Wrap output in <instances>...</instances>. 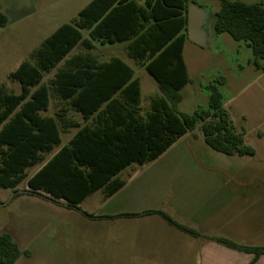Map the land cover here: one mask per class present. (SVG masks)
<instances>
[{"label":"trees","instance_id":"trees-1","mask_svg":"<svg viewBox=\"0 0 264 264\" xmlns=\"http://www.w3.org/2000/svg\"><path fill=\"white\" fill-rule=\"evenodd\" d=\"M189 2L193 1L91 0L70 21L57 26L8 73L12 84L0 80V187L15 189L11 198L23 193L36 194L54 202L64 199L66 206L79 209L78 203L88 193L106 184L126 164L155 159L198 123L204 141L212 149L227 155L255 153L244 142L243 131L235 128L223 106L218 84L225 82L224 75L208 84L207 107L192 112L178 109L182 99L180 90L191 80L182 54L187 39ZM7 22L8 15L0 9V27ZM212 29L244 41L252 49V63L264 71L261 63L264 2L220 0L219 9L213 14ZM83 30H88V37ZM92 40H129V55L145 66L161 91L160 95L150 96V107L145 114L138 112L140 86L138 78L132 77L133 70L125 65L117 79L101 76V65H95V55L91 52ZM74 48L79 50L71 54ZM53 69V75L45 80V74ZM51 98L56 99L54 114H42ZM105 102V107L100 108ZM70 109L80 111L83 119L96 114L91 123L81 126L73 135L71 146L63 145L28 177L26 169L41 162L44 153L60 143L61 132L79 125L68 118ZM79 139H119L115 145L119 153L117 161L105 170L100 165L102 160L77 158ZM94 146L101 148L105 144ZM25 179L28 189L17 190ZM123 183L111 180L106 194H112ZM152 212L163 215L189 234L204 236L177 224L161 211L125 214ZM213 239L255 256L264 254V246L242 245L223 237ZM22 253L27 252L21 251L8 232H0V264H12Z\"/></svg>","mask_w":264,"mask_h":264},{"label":"crops","instance_id":"crops-1","mask_svg":"<svg viewBox=\"0 0 264 264\" xmlns=\"http://www.w3.org/2000/svg\"><path fill=\"white\" fill-rule=\"evenodd\" d=\"M83 34L88 37V30H83ZM128 41L92 40L91 52L95 65H101V76L117 79L125 65L133 70L132 77L138 78L140 86L138 112L145 114L150 96L160 95L161 91L145 66L129 55ZM77 50L74 48L71 54ZM184 62L187 68L185 59ZM54 71L47 72L44 79ZM47 74L50 76L46 77ZM55 105L56 99L51 98L48 109L41 113L53 115ZM67 114L70 121L76 120L79 125L61 132L60 143L45 152L41 162L26 169L28 177L63 145L71 146L73 135L81 126L91 123L96 113L88 119H83L75 109ZM198 126L155 159L126 164L106 184L88 193L78 203L79 209L66 206L64 199L54 202L36 194L23 193L11 198L15 189L8 188V200L0 202L4 210L0 232H8L21 251L27 252L12 264H264V254L255 256L213 239L223 237L242 245L264 246V190L254 188L244 176L214 164V149L206 144ZM65 134L68 137L63 139ZM77 142L76 157L102 160L100 165L105 170L119 157L115 148L119 139ZM102 142L105 146H94ZM111 180L124 183L107 195ZM16 189H28L26 179ZM147 210L164 212L177 224L204 236L181 230L157 212L125 214Z\"/></svg>","mask_w":264,"mask_h":264},{"label":"rangeland","instance_id":"rangeland-1","mask_svg":"<svg viewBox=\"0 0 264 264\" xmlns=\"http://www.w3.org/2000/svg\"><path fill=\"white\" fill-rule=\"evenodd\" d=\"M89 0H0V9L8 15V22L0 27V80L12 84L8 73L26 57L59 24L68 21ZM213 14L220 0H189ZM264 2V0H244ZM209 21V20H208ZM212 21L208 46L187 40L183 52L190 82L181 89L178 109L192 112L208 106V84L219 75L226 80L218 84L223 106L244 142L255 149L253 155H226L211 150L214 164L221 169L244 176L252 186L264 190V71L252 60V49L244 41L234 40L227 32L215 33ZM251 60V61H250ZM264 64V60H261ZM51 74V73H50ZM47 74L46 77L50 76ZM154 83L153 80H150ZM200 128V123H198ZM68 134L63 136L66 139ZM211 149V148H210ZM21 184L20 186H22ZM10 189L0 187V202L8 200ZM4 210L0 207V218Z\"/></svg>","mask_w":264,"mask_h":264},{"label":"water","instance_id":"water-1","mask_svg":"<svg viewBox=\"0 0 264 264\" xmlns=\"http://www.w3.org/2000/svg\"><path fill=\"white\" fill-rule=\"evenodd\" d=\"M211 14L194 2H189L187 7V38L203 47L208 46L210 30L205 26V19ZM212 21V20H211Z\"/></svg>","mask_w":264,"mask_h":264},{"label":"flooded vegetation","instance_id":"flooded-vegetation-1","mask_svg":"<svg viewBox=\"0 0 264 264\" xmlns=\"http://www.w3.org/2000/svg\"><path fill=\"white\" fill-rule=\"evenodd\" d=\"M204 22H205V26H207L209 24V22H211V17L210 16L209 17H206V19H205Z\"/></svg>","mask_w":264,"mask_h":264}]
</instances>
